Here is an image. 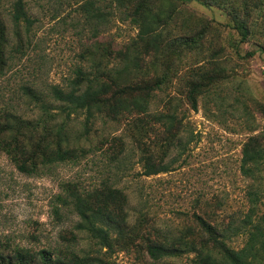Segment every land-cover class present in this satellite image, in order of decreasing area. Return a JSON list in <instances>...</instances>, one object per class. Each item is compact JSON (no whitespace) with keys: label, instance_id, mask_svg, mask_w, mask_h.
I'll return each mask as SVG.
<instances>
[{"label":"rangeland","instance_id":"rangeland-1","mask_svg":"<svg viewBox=\"0 0 264 264\" xmlns=\"http://www.w3.org/2000/svg\"><path fill=\"white\" fill-rule=\"evenodd\" d=\"M23 1L31 22L16 24V0H0L9 48L23 41L22 49L13 53L0 74V119L6 110L29 118L40 116L39 103L23 90L32 86L51 103L58 121L68 123L71 146L86 151L78 160L57 164L43 175L21 173L0 151V240L41 249L66 244L62 237L71 231L79 236V251L100 255L111 264H191L190 256L155 261L145 249L110 251L100 247L76 230L78 216L58 201L57 196L64 193L63 182L77 183L86 190L110 182L128 195L132 221L143 212L153 228L168 233L191 224L194 213L222 224L241 220L250 212L254 198L257 215L264 214V169L257 181L241 169L245 142L258 136L264 146L263 15L249 11L252 31L243 40L235 28V17L245 16L244 0H223L218 5L175 2L177 10L167 26L169 38L190 36L202 27L206 35L202 49L180 47V56L165 51L170 59L157 63L160 72L166 66L172 68V82L156 91L150 112L167 111L172 98L180 115H185V128L166 156L169 171L148 176L134 137L137 129L132 126L139 115L118 120L104 113L88 117L85 111L67 115L61 108L63 102L52 95L54 86L69 91L79 69H91L89 50L109 43L125 49L137 38L139 26L130 16L131 9L111 0ZM156 2L155 9L167 4ZM145 58L144 66L153 75L152 55ZM209 59L224 69L223 77L209 93L199 96L195 110L185 95L184 80L192 69L208 67ZM149 126L153 127L144 139L159 151L156 142L163 136V127ZM56 206H60V215Z\"/></svg>","mask_w":264,"mask_h":264},{"label":"trees","instance_id":"trees-1","mask_svg":"<svg viewBox=\"0 0 264 264\" xmlns=\"http://www.w3.org/2000/svg\"><path fill=\"white\" fill-rule=\"evenodd\" d=\"M156 1L111 0L114 5L131 9L130 16L139 26L137 38L125 49H115L109 43L89 50L91 69H79L69 91L58 86L52 88V95L63 102L61 108L67 115L85 111L88 117L104 113L115 120L139 115L133 119L132 126L137 129L134 137L142 151L144 174L148 176L169 171L166 156L185 128V115H180L179 108L172 104V98L168 101L167 111L150 112L156 91L163 90L172 82V68L166 66L160 72L157 63L161 59L163 63L170 59V53L165 51H174L180 56V47L202 49L206 35L205 27H202L190 36L169 38L167 26L177 10L175 2L198 1L206 5L231 2L163 0L166 6L160 5V9H155ZM252 10H257L264 17V0H244L242 12L245 16L241 18L238 14L235 17V28L243 40L249 38L252 31L248 20ZM13 19L16 24L22 20L31 22L23 0H16ZM260 25L264 27V19L260 20ZM22 46L20 39L15 48H9L6 25L0 14V74L4 73L13 53L20 51ZM247 54L252 55V52ZM147 55H152L153 75L144 66ZM161 55L167 58H161ZM209 60L211 64L208 67L201 65L192 69L184 80L185 95L195 110L199 96L209 93L223 77L224 69L215 59ZM23 90L31 100L39 103L42 112L38 117L29 118L15 110L4 111L0 119V151L27 175H43L57 164L82 157L86 150L71 146L68 123L58 121V114L52 112L51 103L44 95L32 86H24ZM262 110L264 113V105ZM151 123L163 127V136L156 142L159 143V151L151 148L144 139L153 127L149 126ZM114 141L122 144L117 138ZM241 169L255 181L262 175L264 146L258 136H251L245 142ZM62 188L64 193L57 199L78 216L76 230L107 250L138 252L145 249L155 261L190 256L191 264H264V214L257 215V198L253 199L250 212L241 220L233 219L222 224L210 216L194 213L191 224H185L177 233H168L153 228L143 212L132 221L128 195L110 182L89 190L82 189L77 183L63 182ZM55 209L60 215V206ZM68 235L62 237L66 244L57 243L41 249L0 240V264H111L100 255L79 251L76 248L79 236L71 231Z\"/></svg>","mask_w":264,"mask_h":264}]
</instances>
